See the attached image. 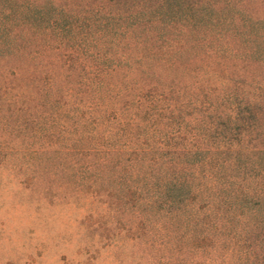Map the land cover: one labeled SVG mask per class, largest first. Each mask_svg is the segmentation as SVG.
<instances>
[{
  "label": "trees",
  "instance_id": "obj_1",
  "mask_svg": "<svg viewBox=\"0 0 264 264\" xmlns=\"http://www.w3.org/2000/svg\"><path fill=\"white\" fill-rule=\"evenodd\" d=\"M157 1L129 13L118 8L96 23L104 40L93 39L92 67L82 68V92L91 100L50 102L61 103L54 117L75 118L76 138L64 126L62 149L48 157L39 148H0V167L42 169L61 158L68 188L90 216L91 223L79 224L104 232L97 240H104L105 257L113 264H264V173L254 186L235 175L252 168V155L263 160L264 148L245 145L259 126L254 98H239L229 83L209 87L202 99L191 95L198 87L175 97L170 81L177 78L172 74L182 54L171 51L173 45L156 31L183 30L198 19L191 21L184 10L179 14L180 3ZM61 14L35 0H0V62L23 57L36 35L63 38L69 32L74 42L77 34ZM137 32H146L147 41L132 39ZM69 47L82 49L80 43ZM193 73L183 66L178 77ZM208 75L217 80V73ZM6 77L0 72V113L4 105L14 115L27 112L36 89L51 97V84L34 86L33 92L31 79L11 87ZM21 125L11 129L18 132Z\"/></svg>",
  "mask_w": 264,
  "mask_h": 264
},
{
  "label": "rangeland",
  "instance_id": "obj_2",
  "mask_svg": "<svg viewBox=\"0 0 264 264\" xmlns=\"http://www.w3.org/2000/svg\"><path fill=\"white\" fill-rule=\"evenodd\" d=\"M35 1L52 4L61 10V20L64 18L71 22L77 35L74 42L68 40L69 32H64L63 38H57L55 34L46 37L34 35L33 43L23 57L0 62V72L6 73L11 87L27 79L33 82L29 86L31 91L34 86L51 84L50 92L47 90L51 97L45 98L37 89L33 91L34 96H30L27 112L14 115L12 109L7 111V106H1L0 148H39L47 150L48 157L52 154L51 150H59L64 145L60 142L63 136H68L64 126L67 132L73 131L76 126L72 123L74 117L68 115L56 118L51 114L61 106L60 102L50 105L51 100L57 97L62 101L87 102L92 98L82 92L87 75L84 72L87 70L83 71L82 68L92 67L88 56L94 52L93 39L104 40L96 30V23L107 20L108 13L113 14L118 8L129 13L137 5L152 8L158 1ZM171 2L180 3L179 14H183L184 10L187 16H192L191 21L198 19L194 25L190 24L183 30L177 28L168 33L156 31V34H161L162 41L167 40L173 45L171 51L182 54L180 61L176 62V72L172 74L177 78L170 81L173 83L174 96L182 92L187 94L190 89L198 87L191 95L202 99L201 94L208 91L209 87L220 88L222 83H229L239 98H254L250 100L260 117L259 126L251 129L252 139L245 144L246 147L264 148V56L261 57L264 53V0ZM99 8H102L101 14L96 13ZM132 39L147 41L146 32L132 34ZM59 42L63 44L62 47ZM74 43H80L83 50L70 51L72 47L69 46ZM125 49H118V52H125ZM28 53L33 54L35 59L28 58ZM83 58H87V61H82ZM183 66L194 71L192 78L178 77ZM11 71L17 74H9ZM209 72L217 73L216 81L211 80ZM46 115L49 117H44ZM21 123L18 132L11 129L12 124L19 126ZM52 123L55 125L52 126ZM79 131L76 127L71 138H76ZM16 135L18 138H15ZM252 153L257 154L255 151ZM250 163L252 168H240L235 175L240 180L245 178L241 180L243 183L247 180L254 186L264 173V155L263 160L252 155ZM63 165L60 158L52 165L47 166L46 163L42 169L35 166L26 170L22 167L20 170L11 164L0 167V264H113L110 256L105 257L102 246L104 240H97V234L105 235L104 232L101 229L85 230L84 225L79 224L81 221L91 223L90 216L83 214L82 203L73 196L75 193L70 189L71 185L68 188L67 169ZM27 178L31 179L25 180ZM22 182L24 184H20ZM117 264L131 263L120 260Z\"/></svg>",
  "mask_w": 264,
  "mask_h": 264
}]
</instances>
